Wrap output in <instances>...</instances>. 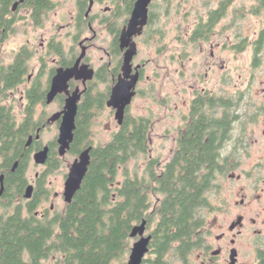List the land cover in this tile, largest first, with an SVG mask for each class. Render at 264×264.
Wrapping results in <instances>:
<instances>
[{"label":"flooded vegetation","instance_id":"af4514ba","mask_svg":"<svg viewBox=\"0 0 264 264\" xmlns=\"http://www.w3.org/2000/svg\"><path fill=\"white\" fill-rule=\"evenodd\" d=\"M184 3L185 0H148L147 2L146 0H0V22L2 24L0 33L4 36L0 42V49L12 36H21L23 38L17 47L13 59L7 65L0 63L3 67H14V71H19V76L17 77L19 81L13 87L4 89L5 85L3 83L0 84V107L6 111L9 109L13 113L14 105L6 103L7 95L9 91L17 89L25 81L27 82L28 85L20 97L24 110L23 120L32 115L30 123L33 132L27 139L29 140L32 137L31 145L27 146L31 149V156L26 173L29 170L31 158H34V154L46 146L50 148L47 162L45 164H36L45 165L48 170L50 167L52 170L53 167L58 168L60 166V157H64L67 154L74 156V161L70 164L69 171L65 175V182L72 164L79 158L82 151L91 147L92 156L93 149L97 145L94 144L92 136L83 142L78 152H73V139L67 153L65 155L59 153L60 144L58 138L62 117L55 121L51 118L64 110L66 100L74 93L79 95L75 120L76 129L82 124L84 118L88 117L87 124L92 131L94 115L98 111H104L105 109H109L113 113L117 124L112 136L115 132L120 131L126 122H130L131 129L134 128L135 123L139 124L141 121L147 124L148 140L146 145L149 147L148 153L147 155L134 157L130 161L131 164L136 160L132 165V169L130 168L132 176L152 171L162 176L166 171L167 165L177 158L176 153L183 154L186 141L192 140L196 135V124H201L204 127V141L207 142L211 139V132L214 129L211 126L214 123L213 119L216 114L221 119L225 111L230 109L231 94L225 87H220L217 90L214 86L215 84L212 83L214 79H209L210 73L212 74L215 66L220 64L219 66L223 72V79H220V81H222L223 85L229 84V74L231 72L226 63L227 55L226 53L221 54V52L227 50L230 52L231 46L218 43H209L208 45L195 44L201 50L204 58L203 62L207 68L204 71L197 70L196 73L190 74L189 78L186 75V71L183 70V44H177L171 54V58L175 59L173 62L180 66L179 70H177L178 78L175 79H169V72L167 74L162 73L163 70L167 69L166 64H163V66L156 64L159 70L157 69L158 71L150 73L148 68L152 63H156L158 59H146L140 56L142 52L141 40H145L149 44L154 43L151 47L157 49L156 51L159 53L157 56L160 57V54H163L164 58L166 57V53L169 51L168 45L156 44L161 42L165 35L182 36L184 33ZM231 5L232 2L230 0H222L220 5L206 12L208 15L207 20H204V15H197L195 25L189 35H194L203 24L210 21L214 11H222L227 8L228 12ZM64 31L66 33L62 35ZM71 39L73 43H71ZM94 48L102 49L105 53V56H101V62L98 66L94 65L91 60V51ZM133 50L135 52L130 60L131 67L129 69L127 59ZM216 56H219V59L214 61ZM34 60L38 61V65L34 63ZM49 60L51 61V66L48 67L47 76L44 79L42 73L44 69H47ZM75 66L79 68L78 75L80 77H72L68 81V88L58 93L52 101H48V94L51 91L53 79L58 75L59 70H67ZM134 79H137L135 88H133L136 94L132 98L131 103L125 108V117L123 123L120 124L116 117L118 108L110 106L109 100L115 87L123 83V80L132 82ZM152 79H162L164 86L168 84V87H171L170 91L162 93V96L157 98V82ZM101 83L106 84V87L100 89L99 85ZM173 85H175L176 94L171 93ZM34 89L38 90L36 91V96L40 98L36 101H33L35 98L31 96V91ZM175 95L177 101L173 102ZM140 97L149 99L150 103L158 104L164 110V118L165 121H168V124L165 128L166 133L162 137L172 145V155L165 161L150 153L153 140L152 132L157 123L151 114L152 109H150V114L144 115H136L132 112L135 101ZM216 102L219 104L218 107H215ZM55 103L59 105L57 111L50 115L44 110V113L40 114L38 119L36 118L38 105L46 107ZM238 121L239 119L236 118L234 127L228 126L218 130L216 142L222 146V149H225L221 154L223 158L228 156L224 155V152L230 143L234 145L242 140L237 138L232 141V132L235 130V124ZM51 125L58 127V135L51 142L43 144L41 133L51 127ZM187 154L188 152H186ZM4 160V156L0 155V190L1 177L4 176L5 179L9 171L13 173L16 169H14V165L8 170L4 166ZM178 160L185 161L188 160V157L181 155ZM178 168L180 169L181 166H178ZM45 172L37 173L33 179L27 176V185L24 193L17 196L18 202H15L16 196L13 193H9L12 197H8L4 192L0 195V232L1 221L7 215L13 214L18 208L21 209V213L25 217L30 215L31 202L34 200L36 193H38L39 198L35 203L34 216L41 223L49 225L52 223L60 224L54 219L66 210L69 203L66 202L62 193V197L66 202L63 209H59L53 201L49 206L44 204L50 200L52 192L47 185ZM230 177L235 179L234 174ZM30 185L34 188L33 194L31 198H27L25 196L26 188ZM220 187L221 184L218 182L212 193L220 192ZM210 192L211 190L207 193L208 205L204 207L206 214L203 213L204 223L202 228L197 230L192 237L188 247L190 251L186 253V257H181L177 264H247L241 261L240 249L235 244L248 231L253 232L254 236H257L255 238V243L258 244L256 257L260 264H264V219L261 218V214L252 218L250 220L251 224H249L248 217L245 214L235 213L228 226V232L222 231L215 235L216 241L223 243L215 247L214 227L211 226V223L209 224L207 214L209 216L217 212V210H219V213H223L227 208L221 204L217 209L213 210L214 207L211 203L212 194L209 195ZM55 195L59 197V193ZM9 198L14 201L9 204L10 206L7 204ZM222 201L226 203L228 200L222 199ZM236 204L237 207L243 208L248 204L246 196L240 201H236ZM40 207H43V209H39ZM10 208L12 209L10 210ZM150 227L151 224H148L147 221L146 236L151 235V240L149 251L143 264L148 258L147 256L151 251L150 246L154 240ZM134 239L136 238L131 237V240ZM228 240H230L229 244L227 243ZM178 244L179 242L177 246ZM130 247L132 248L133 245ZM233 250L237 251L235 262L231 259ZM25 256L26 260L34 257L29 252H26ZM64 256L65 254L60 252L41 253L38 255V264H44L48 259H54V264H66L63 260ZM128 260L125 264H127Z\"/></svg>","mask_w":264,"mask_h":264},{"label":"trees","instance_id":"16d2710c","mask_svg":"<svg viewBox=\"0 0 264 264\" xmlns=\"http://www.w3.org/2000/svg\"><path fill=\"white\" fill-rule=\"evenodd\" d=\"M262 9L264 0H255L251 11L258 13ZM226 14L227 8L214 11L212 19L191 36L192 40L209 39L214 26ZM262 22L264 24L263 19ZM3 38L0 33V42ZM250 44L257 63L264 47V27ZM250 44L247 39H241L235 48L240 52ZM13 68L0 65V84L5 85L4 89L19 81V71ZM36 91H31L33 101L40 99ZM218 106L216 102L215 107ZM258 110H264V104ZM237 112L238 105L231 98L230 109L221 119L215 115L211 124L214 127L212 137L207 142L203 139L204 127L196 124V135L186 141L183 154L176 153L177 158L167 165L162 176L155 171L132 176L130 161L148 153V129L143 121L135 123L133 129L130 122H126L108 142L94 147L81 188L66 210L54 219L60 224L41 223L34 216L38 193L31 202L29 216L25 217L18 208L1 221L0 264H38V255L46 252L65 254L66 264H114L124 253L130 252L131 231L144 220L151 225L155 223L154 240L145 263L177 264L181 257H186L192 237L202 228L207 193L217 186V178L232 167L231 155L221 156L225 149L216 139L220 128L234 127L239 118ZM31 119L32 115L18 122L11 110L0 107V155L4 156V166L8 170L17 160L19 162L15 171H9L4 179V193L8 197L13 193L17 198L27 185L26 168L31 149L26 144L33 132ZM87 119L85 117L75 131L73 152H78L83 142L91 137ZM181 155L188 160H178ZM13 202L9 198L8 206ZM26 252L34 257L26 260Z\"/></svg>","mask_w":264,"mask_h":264},{"label":"rangeland","instance_id":"374dc122","mask_svg":"<svg viewBox=\"0 0 264 264\" xmlns=\"http://www.w3.org/2000/svg\"><path fill=\"white\" fill-rule=\"evenodd\" d=\"M221 1L222 0H185L183 14L184 33L182 36L173 34L165 35L162 41L156 44H162L163 46L168 45L169 51L166 53V57L164 58L163 54H160V57L157 56L159 54L156 51L157 49L151 47L154 43L149 44L145 40H141L142 52L140 55L146 59H158L156 63H152L148 68L150 73L159 70L156 64H161L162 66L166 64L167 69L163 70L162 73L167 74V72H169V79H175L178 78L177 70H179L180 66L173 62L175 59L171 58V54L174 52L173 49H175L177 44H183V70L186 71V75L189 78L190 74L196 73L197 70L204 71L205 68H207L205 67L206 64L203 62L204 58L202 57V52L195 44L202 43L208 45L209 43H218L220 45L226 44L227 46H231V50L229 49L230 52L228 50L224 52L222 49L223 47L221 48L223 51L221 54L226 53L227 55L226 63L231 72L229 74V84L223 85L222 81H220V79H223V72L219 66L220 64L215 66L214 72L212 74L210 73L211 76L209 78L214 79L212 83L215 84L214 86L217 90L220 89V87H225L229 90L231 98L235 99V103L238 105L237 113H239V121L235 124V130L232 132V141L237 138L242 139L240 143H233L234 145L230 143L224 152V155H231L230 163L232 167L225 175L217 179L221 184V191L213 194L211 190L209 193V195L212 194L211 203L214 207L213 210L217 209L221 204L227 208L223 213H219V210H217V212L209 216L207 214L209 224L211 223V226L214 227L213 235L215 247L219 244H223L216 241L215 235L222 231L228 232V226L235 213L245 214L246 217H248L249 224H251L250 220L257 217L258 214H261V218L264 219V110H258V108L264 104V47L261 50L259 62L255 63L254 49L250 44L258 38L261 29L264 27L262 22V19L264 20V9H262L261 12L253 13L251 9L255 6V0H234L226 16L215 25L211 37L209 36L210 39H201L193 42L189 33L191 34L197 15H204V20H207L208 15L206 12L220 5ZM64 33L66 32L64 31L62 35ZM241 39H247L250 45L243 51L238 52L235 50V46L240 43ZM22 40L23 38L21 36H12L1 46L0 59L3 65H7V63L13 59L17 47ZM71 43H73L72 39ZM101 56H105L102 49H92L91 60L94 65L98 66L100 64ZM218 59L219 56H216L214 61ZM34 63L38 65L37 60H34ZM49 66H51L50 60L47 69H44L42 73L44 79L47 76ZM152 80L157 82V98L161 97L162 93L164 94L170 91L171 87H168L167 84L165 88L162 79ZM27 85L25 81L17 89L11 90L13 92L9 91L6 99L8 105H14L12 110L18 122L24 119L23 104L20 97ZM104 87H106V84L101 83L99 85L100 89ZM171 93L176 94L175 85H173ZM175 101H177L176 95L173 99V102ZM58 109V103L46 107L38 105L36 118L38 119L40 114L44 113V110L51 115ZM150 109H152L151 114L157 122L152 132L153 140L150 153L165 161L172 155V145L162 137L166 133L165 128L168 124V121H165L164 118V110L161 109L158 104L150 103L149 99L140 97L135 101L132 112L136 115H144L150 114ZM116 128L117 124L114 115L109 109L98 111L92 120L91 136L94 144L99 145L108 142L112 138V133ZM58 132V127L56 125H51V127L41 133V141H43V144L51 142L58 135ZM60 158V166L58 168L53 167L52 170L50 167L48 170L45 165H37L32 157L26 176L33 179L37 173L46 171L45 179L52 192L50 200L44 204L49 206L53 201L59 209H63L66 204L62 197V193L65 189V175L69 171L70 164L74 161V156L67 154ZM135 162L136 160L131 164L129 163L131 169ZM233 174L235 175V179L230 177ZM120 179L122 178L120 177ZM217 184L216 182V185ZM56 193H59V197L55 195ZM244 196H246L248 204L243 208L237 207L236 201H240ZM222 199H227L229 202L226 201V203H224ZM15 202H18V198H15ZM12 208H10V210ZM39 209L42 210L43 207ZM203 213H205L204 209ZM154 227L155 223L151 225L150 230ZM256 237L257 236H254L253 232L248 231L244 237H240L236 242L235 246L240 249L242 262L247 264H260V261L256 257V252L258 250V244L255 243ZM136 240H138V238L131 240L130 246H132ZM227 243L229 244L230 240H228ZM129 255L130 252L124 253L114 264L126 263ZM53 262L54 259H48L44 264H54Z\"/></svg>","mask_w":264,"mask_h":264},{"label":"water","instance_id":"95a60500","mask_svg":"<svg viewBox=\"0 0 264 264\" xmlns=\"http://www.w3.org/2000/svg\"><path fill=\"white\" fill-rule=\"evenodd\" d=\"M148 0H146L147 2ZM134 50L130 53L127 64H129V69L131 67V58L134 54ZM84 68V67H83ZM79 68L75 66L67 70L60 69L58 75L53 79V84L51 91L48 94V101H52L54 97L66 90L68 88V81L78 75ZM137 79H134L132 82H126L123 80V83H120L118 87H115L111 99L109 100V105L115 108H118L117 119L119 123H123L125 117V108L131 103L132 98L136 94L135 88ZM78 93H74L66 100L65 108L62 112L54 115L51 119L53 121L58 120L62 117V122L60 126L58 142L59 153L65 155L71 147V143L74 139L75 129H76V115L78 111ZM32 143V137L27 142V146H30ZM50 148L46 146L40 151H37L34 154V161L37 164H45L49 157ZM91 163V147L81 152L78 159L72 164L70 172L65 182L64 197L67 203H71L76 192L81 188L84 178L88 172L89 166ZM18 166V161L15 163L14 169ZM33 186L30 185L26 188V197L31 198L33 194ZM5 190L4 186V176L1 177V190L0 195L3 194ZM146 227L147 221L144 220L141 224H138L133 227L130 236L133 238H138L131 248V253L127 264H143L146 254L149 251V244L151 240V235L146 236ZM237 251L233 250L231 254V259L235 262Z\"/></svg>","mask_w":264,"mask_h":264}]
</instances>
